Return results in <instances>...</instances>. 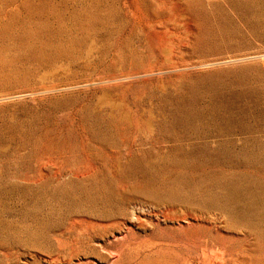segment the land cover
Listing matches in <instances>:
<instances>
[{"label": "rangeland", "instance_id": "rangeland-1", "mask_svg": "<svg viewBox=\"0 0 264 264\" xmlns=\"http://www.w3.org/2000/svg\"><path fill=\"white\" fill-rule=\"evenodd\" d=\"M0 264H264V0H0Z\"/></svg>", "mask_w": 264, "mask_h": 264}]
</instances>
